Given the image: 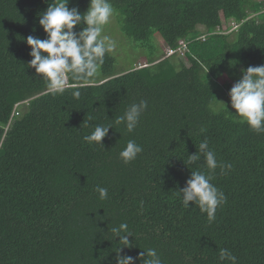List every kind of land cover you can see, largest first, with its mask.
Here are the masks:
<instances>
[{"label": "trees", "instance_id": "16d2710c", "mask_svg": "<svg viewBox=\"0 0 264 264\" xmlns=\"http://www.w3.org/2000/svg\"><path fill=\"white\" fill-rule=\"evenodd\" d=\"M50 2L0 0V264H115L121 223L133 245L121 256L154 248L162 264H221L224 248L236 264H264V132L233 116L228 96L241 69L264 64V0H110L127 47L146 61L117 74L108 51L97 76L69 73L62 93L29 67L25 43L46 38L38 14ZM228 19L238 26L226 32ZM156 35L173 49L184 39L183 55L164 54ZM141 100L132 132L114 123ZM108 124L102 145L83 139ZM205 138L218 165H232L226 174L203 156L187 163ZM129 140L143 151L125 164ZM193 170L226 196L211 223L177 194Z\"/></svg>", "mask_w": 264, "mask_h": 264}, {"label": "clouds", "instance_id": "9594fccd", "mask_svg": "<svg viewBox=\"0 0 264 264\" xmlns=\"http://www.w3.org/2000/svg\"><path fill=\"white\" fill-rule=\"evenodd\" d=\"M68 3L69 0H51L46 10L38 14V25L46 34V38L40 39L29 35L25 39V43L31 49L29 67L34 68L35 73L45 79L53 93H62L65 90L69 73L77 80H89L97 76L106 52L115 48L114 41L102 34L103 27L115 11L110 0H89L88 8L83 13L76 7L69 8ZM82 23L86 27L78 32L73 30L74 26ZM237 26V22L228 19L225 31H231ZM179 41L176 49L164 46L174 50L175 54L183 55L186 41L184 39ZM163 52L168 55L167 50ZM72 95L79 99L80 92L74 91ZM228 96L231 108L235 110V114L232 115L240 117V122L246 123L257 133L264 132V64L241 69V78L231 86ZM220 103L226 108L225 103ZM146 108L147 102L144 100L133 103L126 108L123 115L115 119L114 123L122 124L127 132H132ZM91 119L89 117V120ZM110 128L113 129L112 124L96 125L94 130L83 139L88 143L95 142L102 145L101 141ZM198 149V152L187 155L189 165L195 164L203 156L209 172L214 171L218 166L224 174L226 169H231V164L218 165L207 138L199 143ZM142 151L140 145L134 140H129L120 151L119 157L127 164ZM212 179V175L204 171L193 170L185 181V186L177 191L183 207L188 208L189 202L197 205L199 211L206 214L209 223L215 220L217 208L226 202V196L211 182ZM95 191L99 193L100 199L107 198V188L97 186ZM127 229L126 223L111 229L114 234L113 239L119 238V243L122 245L116 251L115 264H135V259H140L141 264H162L154 248L143 250L136 258L121 256L120 252L123 248L133 246L129 241V237H132L131 233H128ZM218 259L221 264L225 262L236 264V257L228 249L221 248Z\"/></svg>", "mask_w": 264, "mask_h": 264}, {"label": "rangeland", "instance_id": "374dc122", "mask_svg": "<svg viewBox=\"0 0 264 264\" xmlns=\"http://www.w3.org/2000/svg\"><path fill=\"white\" fill-rule=\"evenodd\" d=\"M106 26L108 29L103 28L102 34L107 35L115 43V48L109 51L115 58L114 72L119 74L123 71H127L128 69H130L131 65L139 67L141 64H144V62L146 61L144 51L138 50L140 48L130 49L127 47V38L121 34L118 29V26L113 21L112 16L110 17V20L106 24ZM197 30L201 33H204V29L201 27H199ZM156 38L159 47H161L162 50L166 51L167 47L164 46V42L160 39L158 35H156Z\"/></svg>", "mask_w": 264, "mask_h": 264}, {"label": "built area", "instance_id": "2783aa9c", "mask_svg": "<svg viewBox=\"0 0 264 264\" xmlns=\"http://www.w3.org/2000/svg\"><path fill=\"white\" fill-rule=\"evenodd\" d=\"M167 51H168V54H171L174 52V50H172V49H167Z\"/></svg>", "mask_w": 264, "mask_h": 264}]
</instances>
